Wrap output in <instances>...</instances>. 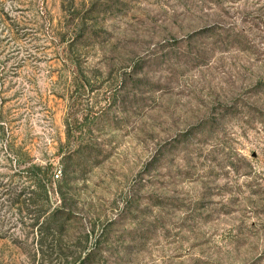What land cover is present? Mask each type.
Listing matches in <instances>:
<instances>
[{
  "label": "rangeland",
  "instance_id": "obj_1",
  "mask_svg": "<svg viewBox=\"0 0 264 264\" xmlns=\"http://www.w3.org/2000/svg\"><path fill=\"white\" fill-rule=\"evenodd\" d=\"M260 79L264 0H0V264H264Z\"/></svg>",
  "mask_w": 264,
  "mask_h": 264
},
{
  "label": "trees",
  "instance_id": "obj_2",
  "mask_svg": "<svg viewBox=\"0 0 264 264\" xmlns=\"http://www.w3.org/2000/svg\"><path fill=\"white\" fill-rule=\"evenodd\" d=\"M259 81H260V82L257 83V84L255 85V88L260 89V90H264V80H263V79H260ZM3 116H4V111L0 112V120L3 119ZM0 130H1L2 134L5 135L4 125H0ZM70 131H71V129H69V131H67V138H69V139H71V138H70V136H71V135H70ZM68 143H69L70 145L74 146L75 148L77 147V144L74 143V142H72L71 140H68ZM54 167H55V163H48L47 166L44 168V170L46 171V173H45V177H46V178H52V181H53V178H54V175H53V173H54ZM29 169H30V170H37V171H41V170H42V168L37 167V166H35V165H32ZM63 172H64V171H61L60 174L62 175ZM64 173H65V172H64ZM55 177H57V179L60 178V176L57 175V174L55 175ZM50 181H51V180H50ZM52 181H51V184H52ZM41 182H42V181H41ZM34 184H35V183H34ZM68 184H69L68 177H67V175H66V173H65L64 175H62L61 180L59 181V191H57V194H59V195L61 196L62 204H63V203H66V200H67V199H66V194H65V192L63 191L64 189H63V186H62V185L67 186ZM40 185L42 186V188H44V189L46 188V184L41 183ZM46 192H47V191H46ZM47 203H49L48 200H47ZM64 211H65V209L62 208V206L59 207V208H57V210H56L54 213H51V214H50V216L47 218V220H46V218L44 219V221H43L44 224L48 223V220H49V219H51V218H53V217H55V216L61 214V212H64ZM84 216H85V215H84ZM87 217H88V216H87ZM45 222H46V223H45Z\"/></svg>",
  "mask_w": 264,
  "mask_h": 264
}]
</instances>
